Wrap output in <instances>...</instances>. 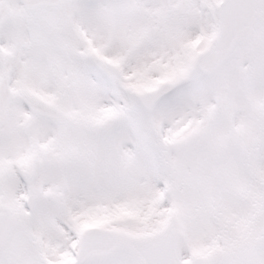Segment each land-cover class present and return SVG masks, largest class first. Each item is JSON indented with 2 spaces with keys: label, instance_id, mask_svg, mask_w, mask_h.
I'll list each match as a JSON object with an SVG mask.
<instances>
[{
  "label": "snow or ice",
  "instance_id": "1",
  "mask_svg": "<svg viewBox=\"0 0 264 264\" xmlns=\"http://www.w3.org/2000/svg\"><path fill=\"white\" fill-rule=\"evenodd\" d=\"M0 264H264V0H0Z\"/></svg>",
  "mask_w": 264,
  "mask_h": 264
}]
</instances>
